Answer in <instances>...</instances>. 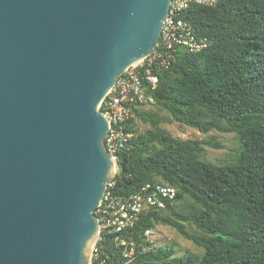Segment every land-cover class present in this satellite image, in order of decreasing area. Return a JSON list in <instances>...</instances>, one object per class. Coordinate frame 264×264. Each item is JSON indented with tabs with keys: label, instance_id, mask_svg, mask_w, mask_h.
I'll return each instance as SVG.
<instances>
[{
	"label": "water",
	"instance_id": "95a60500",
	"mask_svg": "<svg viewBox=\"0 0 264 264\" xmlns=\"http://www.w3.org/2000/svg\"><path fill=\"white\" fill-rule=\"evenodd\" d=\"M171 0H0V264H88L115 176L99 108Z\"/></svg>",
	"mask_w": 264,
	"mask_h": 264
},
{
	"label": "trees",
	"instance_id": "16d2710c",
	"mask_svg": "<svg viewBox=\"0 0 264 264\" xmlns=\"http://www.w3.org/2000/svg\"><path fill=\"white\" fill-rule=\"evenodd\" d=\"M181 17L208 46L199 52L179 47L158 72L149 90L155 101L147 105L155 111L134 107L136 118L127 126L137 135L119 153L113 178L122 196L150 183L176 188V197L143 211L130 233L142 245L133 262L125 261L111 235L103 246L105 264H264V0L192 4ZM139 119L149 127L139 130ZM171 122L204 134L235 133L236 155L225 163L205 160L206 148H221V142L176 137L163 126ZM159 225L203 254L176 256L173 247L150 245L144 233Z\"/></svg>",
	"mask_w": 264,
	"mask_h": 264
},
{
	"label": "built area",
	"instance_id": "2783aa9c",
	"mask_svg": "<svg viewBox=\"0 0 264 264\" xmlns=\"http://www.w3.org/2000/svg\"><path fill=\"white\" fill-rule=\"evenodd\" d=\"M218 0H171L169 13L164 20L161 39L152 53L121 74L99 108L103 110L110 124L104 138V147L115 161V174L118 171V155L137 133L128 128V123L136 118L134 107L151 105L154 96L149 90L156 88L158 72L168 68L176 59L179 47L190 52H199L207 48L205 39L198 38L196 28L181 15L192 4L215 6ZM115 182H109L101 203L95 210L99 220V229L91 247L88 264H105L104 242L112 235L121 249L127 263L133 262L141 244L130 236L132 228L140 219L143 211L150 206L165 207V200L174 199L177 190L161 184H146L140 191L122 196L114 190ZM154 231L146 230L145 239L150 245L155 240ZM143 247L142 251H146Z\"/></svg>",
	"mask_w": 264,
	"mask_h": 264
},
{
	"label": "rangeland",
	"instance_id": "374dc122",
	"mask_svg": "<svg viewBox=\"0 0 264 264\" xmlns=\"http://www.w3.org/2000/svg\"><path fill=\"white\" fill-rule=\"evenodd\" d=\"M151 112L155 111L153 106L143 107ZM139 130H144L149 127L148 123L138 120ZM163 126L167 128L173 135L179 138H194V139H209L214 137L222 144L221 148L207 147L202 157L213 163H225L233 160L239 147L237 135L233 132L222 133L217 130H212L208 134L202 133L199 129L180 124L178 122L164 123ZM189 230L196 231L194 227L189 226ZM157 246L173 247L175 255L191 254L200 257L203 254V249L197 246L193 241L184 238L175 229L169 226L159 225L153 234Z\"/></svg>",
	"mask_w": 264,
	"mask_h": 264
}]
</instances>
